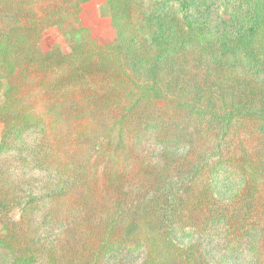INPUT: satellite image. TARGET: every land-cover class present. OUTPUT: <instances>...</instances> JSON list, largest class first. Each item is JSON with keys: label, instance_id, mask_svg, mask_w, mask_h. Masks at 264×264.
Segmentation results:
<instances>
[{"label": "rangeland", "instance_id": "374dc122", "mask_svg": "<svg viewBox=\"0 0 264 264\" xmlns=\"http://www.w3.org/2000/svg\"><path fill=\"white\" fill-rule=\"evenodd\" d=\"M115 3L118 10L111 8L108 0L83 2L79 17L100 45L119 48L129 74L137 83L191 99L199 107L222 104L223 100L244 101L252 87L264 92V0H115ZM56 21L55 26L45 27L40 33L23 35L20 43L30 45L40 59L49 57L61 64L70 50L63 37L70 22L62 16ZM192 32L195 38L192 39L197 41L185 46L176 43L190 39ZM247 89L251 90L246 94ZM82 97L70 100L71 107L56 124L60 134L81 126L86 128L87 134L78 143L73 141L71 147L67 139L59 144L54 131L49 134L47 127L35 126L22 139L10 141V148L0 155V235L13 227L17 240L25 243L17 244L19 248L40 249L41 259L36 264H46V254L54 248L67 263L76 255L86 263L92 249L101 242L107 226L104 221L118 217L122 211L130 214L133 210L129 206L135 198L163 182L164 175L163 180H158L164 164L169 162L177 167L182 161L173 153L183 154L191 149L202 155L214 151L209 147L212 139L209 143L204 140L207 135H199L201 139H196L193 145L192 139L189 143L190 139L184 142L178 137L180 132L194 136V119L186 112L171 121L173 132L166 135L174 139L172 147L165 140L160 142L166 136L158 140L149 128L135 134L125 150L119 147L114 158L104 157L99 145L109 130L119 125V111L95 100L85 107L87 101ZM154 101L158 107L162 104ZM81 106L84 111L80 115L70 112ZM139 112V122L151 116L156 119L159 114L154 107ZM135 136L137 143H133ZM118 137L110 135L103 141L107 151L117 149ZM111 138L114 139L110 145L107 141ZM126 157L131 159L127 163L131 171L127 170L124 191L121 181ZM174 166L168 171L169 178L178 172ZM130 173L133 174L129 176ZM143 181L147 184L139 190ZM218 189L220 196L226 198L232 187L219 183ZM52 192L55 194L50 200V196L43 202L32 200ZM91 221H101L104 230L98 224L83 232L80 226ZM217 234L199 237L193 230L175 238L182 245L192 244L193 250L199 251L197 255L208 264H264V257L257 259L253 242L244 252L232 253L223 248ZM120 249L118 245L107 257V263L140 264L146 255L144 250L129 253Z\"/></svg>", "mask_w": 264, "mask_h": 264}, {"label": "trees", "instance_id": "16d2710c", "mask_svg": "<svg viewBox=\"0 0 264 264\" xmlns=\"http://www.w3.org/2000/svg\"><path fill=\"white\" fill-rule=\"evenodd\" d=\"M86 1L89 0H0V155L10 148V141L17 142L35 126L47 127L49 134L54 131L59 144L67 139V144L78 143L87 134L86 128L81 126L63 134L56 128L60 115L71 105L70 100L78 96L87 101L85 107L95 100L101 106L119 111V125L111 128L99 145L104 157L114 158L119 147L125 150L135 134L149 128L158 140L166 136L160 142L165 140L172 147L174 139L166 135L173 132L171 121L177 114L186 112L194 119V136L180 132L178 137L184 142L190 139L189 143L192 139L193 145L201 139L199 135H207L204 140L209 143L212 139L209 147L214 151L202 155L191 149L183 154L173 153L182 161L177 167L169 162L164 164L158 180H163L164 175L163 182L135 198L129 206L133 210L130 214L122 211L118 217L104 221L107 226L101 242L92 249L86 263H82L80 255L67 263L54 248L46 252V264H110L106 259L118 245L129 253L144 250L146 255L140 264H208L197 255L200 252L194 251L192 244L182 245L175 238L193 230L199 237H214L218 233L216 237L223 248L232 253L244 252L253 242L256 257L261 260L264 257V92L252 87V91L246 90V94L250 93L244 101L223 100L222 104L199 107L191 99L174 97L137 83L129 74L119 48L100 45L92 31L83 26L79 11L81 3ZM108 2L118 10L115 0ZM60 16L70 22L69 29L63 33L70 47L65 53L66 61L59 64L49 57L40 59L30 45L21 46L23 35L55 26ZM193 34L190 33V39L176 43L185 46L197 41L192 39ZM154 100L162 102L160 107ZM145 107L159 111L156 119L151 116L141 118V122L137 120L139 111ZM73 109L70 112L75 115L84 111L83 106ZM110 135L119 136L115 151H107L103 142ZM113 139L107 142L111 145ZM133 143H137L136 136ZM130 160L126 157L123 163L124 191L127 170L131 171L127 167ZM173 166L178 172L169 178L168 171ZM134 172L139 176L136 169ZM219 183L232 187L228 197L220 196ZM146 184L143 181L135 187L140 186V190ZM54 194L45 193L32 200L43 202ZM100 223L91 221L80 228L84 232ZM105 225H101L103 230ZM16 237L13 227L0 235V264L40 261V249L19 248L17 244L25 243Z\"/></svg>", "mask_w": 264, "mask_h": 264}]
</instances>
